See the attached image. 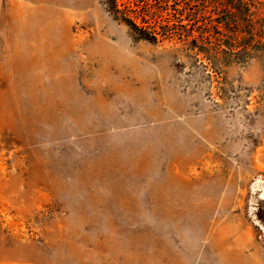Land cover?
<instances>
[{
	"label": "rangeland",
	"instance_id": "obj_1",
	"mask_svg": "<svg viewBox=\"0 0 264 264\" xmlns=\"http://www.w3.org/2000/svg\"><path fill=\"white\" fill-rule=\"evenodd\" d=\"M183 7L0 0V264H264V0Z\"/></svg>",
	"mask_w": 264,
	"mask_h": 264
},
{
	"label": "trees",
	"instance_id": "obj_2",
	"mask_svg": "<svg viewBox=\"0 0 264 264\" xmlns=\"http://www.w3.org/2000/svg\"><path fill=\"white\" fill-rule=\"evenodd\" d=\"M175 0H127L124 9H121L119 0H103L106 10L116 18V20L125 23L133 30L140 40L157 44L159 37H168L174 35V27H180L183 32L179 33L180 38L186 39L194 47H201L206 41H209L205 33L198 32L194 34L195 28L206 27L207 24L199 25V19L189 15L183 7L181 13L172 9ZM191 13V12H190ZM193 13V12H192ZM194 14H197L196 12ZM154 20L155 25H152ZM186 21V23H185ZM141 22V23H139ZM199 23V24H198ZM161 29V32H157ZM201 27V28H202ZM156 29V30H155Z\"/></svg>",
	"mask_w": 264,
	"mask_h": 264
}]
</instances>
